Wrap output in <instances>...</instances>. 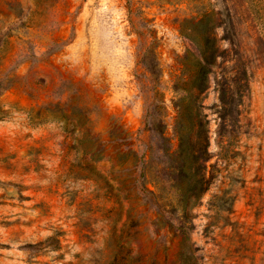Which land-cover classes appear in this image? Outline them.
Instances as JSON below:
<instances>
[{"label":"rangeland","instance_id":"374dc122","mask_svg":"<svg viewBox=\"0 0 264 264\" xmlns=\"http://www.w3.org/2000/svg\"><path fill=\"white\" fill-rule=\"evenodd\" d=\"M0 264H264V0H0Z\"/></svg>","mask_w":264,"mask_h":264},{"label":"trees","instance_id":"16d2710c","mask_svg":"<svg viewBox=\"0 0 264 264\" xmlns=\"http://www.w3.org/2000/svg\"><path fill=\"white\" fill-rule=\"evenodd\" d=\"M205 75V67H204V65L200 62V61H197L196 62V65H195V70H194V73H193V75L191 76V79L189 80V82H190V85H189V87L188 88H186V87H181V89L183 90V91H185V92H190L189 90L190 89H194V87H196V85H195V82L196 81H198V80H200V81H202V83H203V76ZM155 80L153 79L152 80V83L153 84H155ZM153 89H155V87L153 86L152 87ZM198 91H200V89L201 88H196ZM154 94H157V90H155L154 91ZM181 230L182 231H184L183 230V228H181Z\"/></svg>","mask_w":264,"mask_h":264}]
</instances>
